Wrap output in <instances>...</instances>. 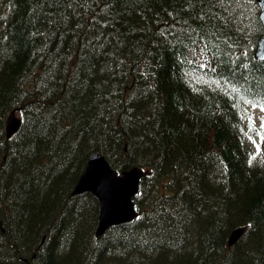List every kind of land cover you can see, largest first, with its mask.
I'll use <instances>...</instances> for the list:
<instances>
[{"label": "trees", "instance_id": "obj_1", "mask_svg": "<svg viewBox=\"0 0 264 264\" xmlns=\"http://www.w3.org/2000/svg\"><path fill=\"white\" fill-rule=\"evenodd\" d=\"M263 34L254 0H0V264H264ZM91 152L146 170L100 237Z\"/></svg>", "mask_w": 264, "mask_h": 264}, {"label": "water", "instance_id": "obj_2", "mask_svg": "<svg viewBox=\"0 0 264 264\" xmlns=\"http://www.w3.org/2000/svg\"><path fill=\"white\" fill-rule=\"evenodd\" d=\"M260 6V18L264 24V0H255ZM253 58L264 61V35L257 44ZM20 125V119L13 113L6 120V136L10 137ZM144 175L138 167H132L119 174L112 170L104 157L98 153H91L85 168L78 178L73 194L91 192L99 201V217L96 235L101 236L109 227L126 223L138 215L132 198L137 195L139 181ZM244 232L237 228L229 236L227 245L231 247Z\"/></svg>", "mask_w": 264, "mask_h": 264}, {"label": "bare ground", "instance_id": "obj_3", "mask_svg": "<svg viewBox=\"0 0 264 264\" xmlns=\"http://www.w3.org/2000/svg\"><path fill=\"white\" fill-rule=\"evenodd\" d=\"M87 1H88V0H87ZM91 1H92V0H91ZM111 1H112V0H111ZM116 1H117V0H116ZM106 3H107V2H106ZM102 4H103V3H102ZM124 13H125V12H124ZM7 30H8V29H7ZM126 30H127V29H126ZM123 31H124V30H123ZM118 34H120V33H118ZM120 36H121V35H120ZM95 37H96V35H95ZM123 38H124V37H123ZM119 39H120V38H119ZM121 39H122V38H121ZM99 40H100V39H99ZM124 40H125V39H124ZM97 41H98V40H97ZM120 41H121V40H120ZM91 42H92V41H91ZM90 46H91V45H90ZM98 47H99V45H98ZM88 48H89V47H88ZM91 49H93V48H91ZM107 58H108V57H107ZM106 60H108V59H106ZM110 60H111V59H110ZM113 61H114V60H113ZM119 63H120V62H119ZM107 66H108V65H107ZM115 66H116V65H115ZM115 66H114V67H115ZM118 67H119V66H118ZM118 67H117V68H118ZM81 68H82V67H81ZM81 68H80V69H81ZM106 68H107V67H106ZM137 101H138V100H137ZM138 102H139V101H138ZM128 108H129V107H128ZM128 112H129V111H128ZM11 113H13L14 116H16V117L18 116V115L16 114V111H15V110H12V111L8 114L7 118L10 116ZM109 113H110V112H109ZM7 118H6V120H7ZM16 132H17V131H16ZM16 132H14L10 137H12ZM6 133H7V132H6V121H5V135H6ZM10 137L7 138V136H6L7 139H9ZM37 174H38V173H37ZM40 177H41V176H40ZM208 191H209V190H208ZM73 196H74V195H73ZM75 196H76V195H75ZM79 196H80V195H79ZM218 198H219V197H218ZM216 199H217V198H216ZM203 200H204V199H203ZM204 203H205V202H204ZM227 203H228V202H227ZM98 213H99V212H98ZM191 215H192V214H191ZM93 216H94V215H93ZM96 218H97V217H96ZM56 220H57V219H56ZM56 225H57V224H56ZM54 228H55V227H54ZM239 228H243V227H239ZM236 229H237V228H236ZM243 229H244V228H243ZM233 231H234V230H233ZM53 238H54V237H53ZM51 240H52V239H51ZM51 242H52V241H51ZM25 261H26V260H25ZM26 263H27V262H26Z\"/></svg>", "mask_w": 264, "mask_h": 264}, {"label": "rangeland", "instance_id": "obj_4", "mask_svg": "<svg viewBox=\"0 0 264 264\" xmlns=\"http://www.w3.org/2000/svg\"><path fill=\"white\" fill-rule=\"evenodd\" d=\"M251 115H252V117L254 118V119H251V122L253 121L254 123H255L256 121H259L260 118H261V116H262L261 113H251ZM249 142H250V144L253 145V142L251 141V139H249Z\"/></svg>", "mask_w": 264, "mask_h": 264}, {"label": "snow or ice", "instance_id": "obj_5", "mask_svg": "<svg viewBox=\"0 0 264 264\" xmlns=\"http://www.w3.org/2000/svg\"><path fill=\"white\" fill-rule=\"evenodd\" d=\"M201 39H204V37H201ZM252 106L256 107L257 106V102H253ZM261 111H264V105H261ZM262 127H264V123H262Z\"/></svg>", "mask_w": 264, "mask_h": 264}]
</instances>
